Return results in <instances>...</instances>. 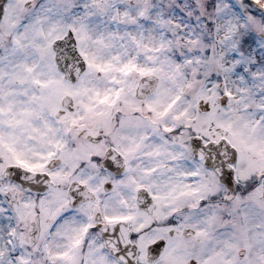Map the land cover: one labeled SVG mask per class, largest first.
<instances>
[{
    "label": "snow or ice",
    "instance_id": "1",
    "mask_svg": "<svg viewBox=\"0 0 264 264\" xmlns=\"http://www.w3.org/2000/svg\"><path fill=\"white\" fill-rule=\"evenodd\" d=\"M0 264H264V0H0Z\"/></svg>",
    "mask_w": 264,
    "mask_h": 264
}]
</instances>
